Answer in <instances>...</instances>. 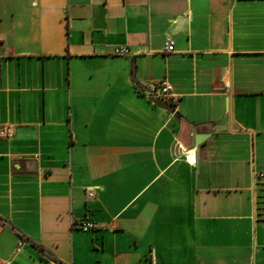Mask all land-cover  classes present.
Instances as JSON below:
<instances>
[{
  "label": "crops",
  "instance_id": "1",
  "mask_svg": "<svg viewBox=\"0 0 264 264\" xmlns=\"http://www.w3.org/2000/svg\"><path fill=\"white\" fill-rule=\"evenodd\" d=\"M3 128L0 264H264V0H0Z\"/></svg>",
  "mask_w": 264,
  "mask_h": 264
},
{
  "label": "built area",
  "instance_id": "2",
  "mask_svg": "<svg viewBox=\"0 0 264 264\" xmlns=\"http://www.w3.org/2000/svg\"><path fill=\"white\" fill-rule=\"evenodd\" d=\"M174 44L172 41L168 42L166 44V50H173ZM116 53L118 54H129L130 48L128 46H118L116 48ZM230 87V84L225 82V88L228 89ZM155 97H160L167 101L168 103H174L177 101V95L173 93L172 86L169 83V81L166 78L158 80L156 85L154 86V91L151 93ZM11 129L10 128H3L0 129V135H11ZM260 177L264 180V173L260 174ZM98 225H100L99 222L93 220L90 217H85L81 221L77 223V226L85 231L91 230L96 228ZM25 238L21 237L17 244V249L20 248L25 242Z\"/></svg>",
  "mask_w": 264,
  "mask_h": 264
},
{
  "label": "water",
  "instance_id": "3",
  "mask_svg": "<svg viewBox=\"0 0 264 264\" xmlns=\"http://www.w3.org/2000/svg\"><path fill=\"white\" fill-rule=\"evenodd\" d=\"M154 100H156V101H158V102H162V103H164L166 106H168V107H172V105H170V104H168L164 99H162V98H160V97H155V96H153L152 97ZM199 142V141H198Z\"/></svg>",
  "mask_w": 264,
  "mask_h": 264
}]
</instances>
